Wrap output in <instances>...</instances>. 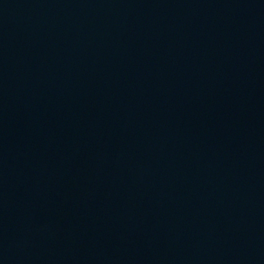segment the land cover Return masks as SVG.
I'll return each mask as SVG.
<instances>
[{"label": "water", "instance_id": "95a60500", "mask_svg": "<svg viewBox=\"0 0 264 264\" xmlns=\"http://www.w3.org/2000/svg\"><path fill=\"white\" fill-rule=\"evenodd\" d=\"M0 264H264V0H0Z\"/></svg>", "mask_w": 264, "mask_h": 264}]
</instances>
